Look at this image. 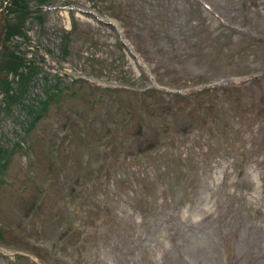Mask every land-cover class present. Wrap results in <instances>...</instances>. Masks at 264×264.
Masks as SVG:
<instances>
[{"label":"rangeland","instance_id":"obj_1","mask_svg":"<svg viewBox=\"0 0 264 264\" xmlns=\"http://www.w3.org/2000/svg\"><path fill=\"white\" fill-rule=\"evenodd\" d=\"M49 2L7 42L41 67L30 97L46 74L64 81L0 184V222L29 251L21 264H264V76L237 85L264 73V0ZM153 82L188 97L106 90ZM15 116L0 108L5 142L23 134ZM13 253L0 249V264Z\"/></svg>","mask_w":264,"mask_h":264},{"label":"trees","instance_id":"obj_2","mask_svg":"<svg viewBox=\"0 0 264 264\" xmlns=\"http://www.w3.org/2000/svg\"><path fill=\"white\" fill-rule=\"evenodd\" d=\"M49 0H14L13 6L9 8V15L17 19H7L6 37L0 49V108L5 115H12L15 106L21 107L20 110L24 112V121H20L17 117L18 123L22 126L23 134L19 135L18 141L12 145L4 144L0 141V172H5L11 162L12 157L18 153L21 147V142L30 137V133L35 127V122L45 116L50 107L51 102L58 101V96L62 94V88L58 85L63 81L60 78L49 80L46 76L43 78L42 92L43 98L31 99L27 104L24 103V97L32 86V81L37 77L41 70L34 61H24L21 53L18 50H10L7 47V42L19 33L22 29L24 21L31 17L40 23L41 17L40 6L48 3ZM35 2L38 8L31 10L30 3ZM70 32L61 31L59 33V56L64 60L68 56ZM11 74L13 79L9 81L7 76ZM15 85V86H14ZM64 92V91H63ZM23 120V119H22ZM5 231L0 229V241L4 242L2 236Z\"/></svg>","mask_w":264,"mask_h":264},{"label":"water","instance_id":"obj_3","mask_svg":"<svg viewBox=\"0 0 264 264\" xmlns=\"http://www.w3.org/2000/svg\"><path fill=\"white\" fill-rule=\"evenodd\" d=\"M11 2V0H8V2L6 3L4 9L1 11V24H0V35L3 33V26L5 25V21H4V15H5V12L7 10V7L9 5V3Z\"/></svg>","mask_w":264,"mask_h":264}]
</instances>
